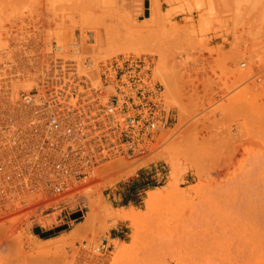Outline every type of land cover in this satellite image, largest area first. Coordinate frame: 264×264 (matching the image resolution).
I'll return each instance as SVG.
<instances>
[{"label":"rangeland","instance_id":"rangeland-1","mask_svg":"<svg viewBox=\"0 0 264 264\" xmlns=\"http://www.w3.org/2000/svg\"><path fill=\"white\" fill-rule=\"evenodd\" d=\"M262 29L264 0H0L1 145L27 128L20 93L59 66L99 85L101 65L140 57L168 110L144 154L102 162L77 198L3 196L0 264H247L234 215L249 189L264 202Z\"/></svg>","mask_w":264,"mask_h":264},{"label":"built area","instance_id":"built-area-1","mask_svg":"<svg viewBox=\"0 0 264 264\" xmlns=\"http://www.w3.org/2000/svg\"><path fill=\"white\" fill-rule=\"evenodd\" d=\"M50 72L55 79L47 76L20 93L27 128L12 130L0 147V201L6 195L19 204L33 194L44 202L73 198L102 162L144 154L146 141L167 126L161 86L140 57L101 65L99 85L75 67Z\"/></svg>","mask_w":264,"mask_h":264},{"label":"bare ground","instance_id":"bare-ground-1","mask_svg":"<svg viewBox=\"0 0 264 264\" xmlns=\"http://www.w3.org/2000/svg\"><path fill=\"white\" fill-rule=\"evenodd\" d=\"M254 22V21H253ZM252 23V22H251ZM248 24V23H247ZM246 24V25H247ZM244 25H245V23H244ZM260 27V26H259ZM246 28V27H245ZM255 28V27H254ZM261 28V27H260ZM250 28H248V30H249ZM247 30V31H248ZM254 30V29H253ZM262 30H264V29H262ZM250 31V30H249ZM255 31V30H254ZM257 31V30H256ZM255 31V32H256ZM255 32H253V33H255ZM248 33V32H247ZM246 33V34H247ZM251 33V32H250ZM260 33V32H259ZM262 34V33H261ZM250 35V34H249ZM248 35V36H249ZM252 35V34H251ZM252 37V36H251ZM254 37H255V35H254ZM254 37H252V38H254ZM61 38H62V36H61ZM236 39V38H235ZM234 39V40H235ZM49 46V45H48ZM51 46V45H50ZM58 46V45H57ZM63 46V45H62ZM65 46V45H64ZM67 46V45H66ZM65 46V47H66ZM49 48V47H48ZM53 49V48H52ZM50 50V49H49ZM53 51H55V50H53ZM56 52V51H55ZM72 56V55H71ZM70 56V57H71ZM87 79L89 80V78L87 77ZM165 79H166V77H165ZM47 80V79H46ZM161 80H163V79H161ZM166 80H168V79H166ZM166 80H165V82H163L164 84L166 83ZM90 81V80H89ZM164 81V80H163ZM168 81H170V80H168ZM91 82V81H90ZM163 84V85H164ZM168 84V83H167ZM166 84V85H167ZM169 84L170 85H172L171 84V82H169ZM168 84V85H169ZM170 85L169 86H166V87H168V88H171L172 89V87H170ZM169 90V91H172V90ZM20 97V96H19ZM177 105H179V104H177ZM176 105V106H177ZM179 108H181L182 106H178ZM179 108H178V111H179ZM25 109V108H24ZM181 114L183 113V111L181 112V110L179 111ZM185 112V111H184ZM177 116H179V117H177V119H179L180 121H181V118H182V123H183V117H180L181 115H179V113H178V115ZM185 118V117H184ZM22 119V118H21ZM178 121V120H177ZM21 122V121H20ZM179 123V125H180V122L178 121L176 124H178ZM181 123V124H182ZM26 124V123H25ZM177 126V125H176ZM15 129V127L12 125V129L10 130V131H12V130H14ZM0 147H1V144H0ZM187 154H189V153H187ZM191 155V154H190ZM192 156V155H191ZM190 156V157H191ZM196 158V157H195ZM195 160V159H194ZM197 160V159H196ZM191 161V160H190ZM199 160H197V162H198ZM193 162V164H195V163H197V162H194V161H192ZM197 164H195V166H196ZM197 167V166H196ZM199 168V167H198ZM261 168H264V154H258L255 158H254V160H253V171L254 172H258V171H260L261 170ZM79 189V188H78ZM78 189L76 190V195H75V197H73L74 199L75 198H77V196H78ZM250 191V192H249ZM249 194L247 195L246 194V196H245V198L243 199V200H241L240 201V204L237 206V212H236V214L234 215V222H235V219L237 220L236 222L238 223V226H240L239 224H242L241 226H243L244 225V227L246 228V232L244 233V235H243V240H244V244H245V246H244V250L246 251V257H247V259H248V261H247V264H264V202H262L261 201V198L260 197H255V199H254V201H253V189L252 190H250L249 189ZM154 194H157V193H155V191L154 190H149L148 191V193H147V197H146V199H145V201H147V202H145V203H147L146 205H149V203L148 202H150V201H153V200H156V198L155 197H153L154 196ZM153 198H155V199H153ZM153 199V200H152ZM150 200V201H149ZM87 202V201H86ZM153 203V202H152ZM90 204V203H89ZM92 204V203H91ZM153 204H151V206H152ZM90 207V206H89ZM89 209H91V208H89ZM88 213V212H87ZM91 213V214H90ZM89 214L90 215H92V212H90ZM90 215H86V216H88V217H84L85 219H83V221H82V227H83V225L84 226H90L92 223H93V221L94 220H92V218H91V216ZM135 216V214L134 213H127V214H125V215H123L122 217H123V219H130V220H132L133 218H135L134 217ZM91 219V220H90ZM95 219V218H94ZM134 220V219H133ZM133 220H132V223H133ZM237 225V224H236ZM92 227V226H91ZM89 228V227H88ZM208 241H205V244L207 243V245L209 244L210 245V243H208L209 242V239H207ZM237 240V239H236ZM235 243V242H234ZM208 245V246H209ZM235 247L233 248V249H235L234 250V252H236V253H238V252H240L241 250H240V248H239V246H238V241H236V243H235V245H234ZM123 247H125V246H123ZM123 247H121V248H123ZM210 247H211V245H210ZM119 249V253H120V255L124 252V251H126L127 250V248H123V251H122V249ZM122 252V253H121ZM128 252V251H127ZM118 253V254H119ZM125 253V252H124ZM123 253V255H126V254H124ZM118 254H117V256H118Z\"/></svg>","mask_w":264,"mask_h":264},{"label":"water","instance_id":"water-1","mask_svg":"<svg viewBox=\"0 0 264 264\" xmlns=\"http://www.w3.org/2000/svg\"><path fill=\"white\" fill-rule=\"evenodd\" d=\"M59 228H56V230H58ZM35 231L36 232H39V228H35ZM52 231L50 230V231H46V232H41L40 234H41V236H45V235H47V234H49V233H51Z\"/></svg>","mask_w":264,"mask_h":264}]
</instances>
